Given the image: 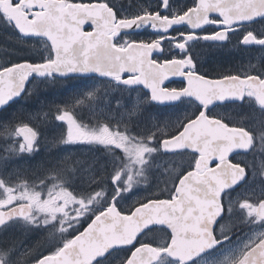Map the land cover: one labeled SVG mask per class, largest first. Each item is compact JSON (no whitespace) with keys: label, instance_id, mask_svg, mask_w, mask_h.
<instances>
[{"label":"snow or ice","instance_id":"snow-or-ice-1","mask_svg":"<svg viewBox=\"0 0 264 264\" xmlns=\"http://www.w3.org/2000/svg\"><path fill=\"white\" fill-rule=\"evenodd\" d=\"M167 4L168 0H164L163 6ZM6 5L15 12L10 13ZM6 5L5 0H0V18L22 34L46 37L51 54L42 63L24 61L0 67V105L19 95L33 73L95 71L125 84L142 83L150 89L151 99L155 101L191 95L206 108L215 100L246 95L264 107V77L249 74L209 78L196 71L190 56L167 60L153 58L154 50L161 48L163 37L151 41L126 39L117 42L115 39L122 29L133 26L150 22L153 28L166 30L172 24L187 21L193 27L206 23L224 25L223 30L204 37L223 40L235 22L264 16V0H194L192 6L171 17L147 10L130 17H118L107 0L87 3L82 0H6ZM211 13H218L219 19H213ZM87 22H90V31L84 30ZM194 36L195 33L184 34V40L176 41V47L185 49L186 41ZM253 41L264 44V37L258 38L251 31L243 36V42ZM173 75L186 77V86L181 89L164 87L163 82ZM87 96L94 98V93L89 92ZM83 102L77 99L75 104L54 106L55 118L65 123L66 131L53 146L55 143H98L122 150L125 159L111 174L116 185L112 201L94 212L82 231L65 239L55 251L43 255L37 264H94L98 256L113 246H131L130 255L123 264H159L165 256L174 258L178 264H188L193 257L218 244L213 225L222 212L221 194L245 176V168L233 163L229 155L235 149L250 148L252 133L244 127L229 126L201 110L175 134L160 141L165 150H194L197 156L191 170L175 180L168 189V198L142 200L125 212L116 206V196L129 191L136 183L146 182L147 157L157 151L149 143L155 133L133 136L126 125L110 126L104 121L94 126L84 124L73 112L75 105ZM4 128L9 135L22 137L9 145V155L32 152L38 146V132L27 123L5 125ZM70 171H75L72 157L65 156L46 170L44 178L37 179L39 185L37 180L29 181L21 171L13 173L14 180L0 178V224L12 217L36 223L39 216H44L46 224L59 218L57 231L66 232L63 225L70 210L75 213L71 215L72 220L79 222L105 196L103 188L75 194L69 191L65 182ZM260 174L264 175V162L260 164ZM17 180L21 183L17 184ZM46 180H51V187L47 185V198H43L45 188L41 186ZM38 187L41 190H37ZM239 207L246 210L245 219L249 222H264V199L252 202L245 198L239 202ZM153 224L165 226L170 236L159 242L139 241L142 230ZM7 255V251L0 250V264H5ZM221 264H264V231L255 233L238 253H230Z\"/></svg>","mask_w":264,"mask_h":264},{"label":"flooded vegetation","instance_id":"flooded-vegetation-1","mask_svg":"<svg viewBox=\"0 0 264 264\" xmlns=\"http://www.w3.org/2000/svg\"><path fill=\"white\" fill-rule=\"evenodd\" d=\"M74 2H81V0H74ZM82 2L87 3L89 0H82ZM107 2L114 9L118 17L138 15L145 10L159 12L161 15L171 17L175 14H181L188 7L192 6L194 0H168L167 7L163 6L164 0H107ZM210 16L213 19H219L217 14H210ZM224 27V25L213 23L193 27L190 23L184 21L172 24L166 30H162L160 28H153L149 22L133 26L129 31H121L115 39L117 42H123L126 39L151 41L163 37L161 48L154 50L153 58L167 60L174 57L183 58L190 56L196 66V71L209 78H219L222 75L249 74L264 77V44L254 41L243 42V36L249 31L253 32L258 38L264 37V16H256L249 20L235 22L229 28L223 40L204 38L206 35L223 30ZM90 30L91 27L85 28V31ZM188 33H195V36L193 39L186 41V48L179 49L176 47V41L184 40V34ZM50 54V43L47 38L23 37L18 33L14 25L0 18V67L24 61L34 64L42 63ZM124 75L127 76L128 74ZM45 76L43 78L30 77L25 91V95L28 97L20 102L13 101L6 108L0 110V115L9 111L16 113V115L11 116L13 118L12 122H2L4 127L5 125L15 126L20 124L17 123V116L19 114L16 109L20 105L31 103L37 109L40 107L38 103H42L45 105V108L51 109V116L47 118L41 117L39 115L40 112L35 114L31 110V115L23 122L38 132V146L32 151L33 155L31 154L32 152H21L19 153L20 155H14L15 167L29 169L26 176L29 181L33 179L32 169L34 164L41 172H46L47 169L57 164L56 160H49L44 164H41L38 160V156H46L45 149L50 145L48 139H46V143L42 142L43 132L52 133V136H55L58 140L66 131L65 123L57 120L54 113V106L65 105L66 102L55 100L54 97L50 102L44 101L41 97L42 92H40V89H43V82L50 79L86 78L84 76L62 78L52 74H45ZM90 77L102 79L109 76L99 77L92 75ZM109 78L114 79L112 77ZM118 82L122 83V81ZM186 83V77L173 75L163 82V86L181 89L186 86ZM124 86L135 88L129 86V84H125ZM137 87L142 92L148 93L151 99V93L144 84L139 83ZM48 95V93H44L46 99L49 98ZM83 103L89 104L88 107H85L87 109L96 110L104 106V102L100 100L96 102L85 101ZM150 103L158 112L170 111V123L165 124V127L162 128L163 131H159L155 135L159 144L155 162L158 164V167L155 171L154 180L136 183L129 191L120 192L116 196L115 203L121 211H130L136 202L142 200L168 198L170 195L168 189H171L175 180L185 172L191 170L197 156L194 150L184 148L167 152L161 147L160 141L165 136L175 134L184 123L198 115L201 110L206 111L210 116L222 119L229 126L244 127L252 133L253 144L250 148L235 149L229 155V159L233 163L240 164L245 168V176L236 184L224 189L221 194L222 212L213 225V232L219 243L202 251L188 262V264H221L230 253H238L255 233L264 231V222H249V220L245 219L246 210L239 207V202L245 198L252 202L264 199V193L258 192V189H264V175L260 174V164L264 162V107L260 106L255 98L246 95L242 98L226 97L223 100H215L206 108L197 98L191 95H181L177 99L163 102L151 99ZM96 115L95 118L100 120L98 112ZM78 117L76 116L78 120L83 119L86 122L93 120L86 116ZM18 140L22 139L15 135H9V138L8 136L4 138L0 137V159L8 154L5 151L6 146ZM61 147H65V144H61ZM59 150H61L60 146ZM35 151L36 153H34ZM55 152L56 150H53L52 154L54 155ZM107 152L110 153L107 154ZM23 154H28L30 157L27 158L26 155L25 157L21 156ZM90 154L94 156L98 155L100 158L104 156L107 160H111L113 150L108 151L106 146H103L102 148H94V150L90 149ZM115 155L119 154L115 153ZM19 156L22 158H19ZM110 168L112 167L104 171ZM172 169H175V172H172ZM0 177L6 179L4 175ZM36 183L39 185V181ZM73 183L71 179H66L65 186H70L72 189H69V191H73L74 194L93 190L99 191V188H103L105 196L98 203L94 204L92 211L81 217L78 223L73 221L75 224L66 232L57 231L60 227L59 218L53 221L50 220L46 224L44 216H39L36 223H29L22 217H14L4 224H0V250L8 252L5 264H20L22 257L25 264H32V262L37 261L43 255L55 251L56 248L62 246L65 239L71 238L79 231H82L90 222L94 212L106 207L107 203L112 201V197L115 194L116 185L110 180H101L100 182H96L94 186L85 188L75 187V185H72ZM47 185L51 187V180H46L45 185H42L41 188L46 189ZM46 192L47 189L42 192L43 198H45L44 193L46 194ZM71 215H75V213L70 210L69 217ZM229 224L231 226L227 227ZM63 226L65 227V224ZM168 236H170V231L165 226L152 225L142 230L138 236V240L143 242H159ZM224 236H227V239H224ZM130 251L131 246L115 247L104 255L97 257L94 264H123L128 255H130ZM159 264H178V262L174 258L165 256L161 258Z\"/></svg>","mask_w":264,"mask_h":264},{"label":"rangeland","instance_id":"rangeland-1","mask_svg":"<svg viewBox=\"0 0 264 264\" xmlns=\"http://www.w3.org/2000/svg\"><path fill=\"white\" fill-rule=\"evenodd\" d=\"M124 1V0H123ZM123 83V82H122ZM118 81L111 79L109 77H105L102 79H98L95 77L87 76L85 79H71L63 84L62 87L52 91L50 90L51 82L46 81L43 82V89H40L41 97L45 101L50 102L54 97L55 100L65 101L66 104L69 102H73L75 104V100L82 99L84 102H96L97 100L103 101L104 106L99 109H91L85 108L88 107L89 104H78L73 108V112L75 116L80 117H88L92 118V121L86 122L81 119L80 122L84 124H88L89 126H94L98 121H104L110 124V126H127V131L130 135L133 136H146L150 133H155V135L159 132L157 129H162L165 127V124H169L171 119L170 111L166 112H158L155 107L151 105V99L148 93L142 92L141 89H138V85L134 86L135 88L125 87L124 83L122 85ZM130 86V85H129ZM94 93V98H89L87 93ZM44 93H48L49 98L44 97ZM39 108L33 109V113L35 111L40 112L39 115L43 118H47L51 116L49 108H45V105L42 103H38ZM65 104V105H66ZM103 105V104H102ZM21 110L22 107H21ZM25 110V109H24ZM87 111V112H86ZM23 112V111H21ZM20 112V113H21ZM99 113V119L95 118ZM24 114L25 117L31 115V110L27 108V111ZM16 115L13 111H9L6 113H2L0 115V137L9 138L8 132L4 129L2 122L7 121L8 123L13 121L11 116ZM38 115V116H39ZM19 121L17 123H23L27 118L22 116H17ZM29 118V117H28ZM79 118V117H78ZM172 125V121H171ZM4 135H2V134ZM42 142L46 143V139L50 142V145L45 149L46 156H38V160L41 164L46 163L47 161L56 160V162L62 160L65 156H71L73 161V166L75 171H70L67 174L66 179H71L74 182L72 185L75 187H88L94 186L96 182H100L101 180H111L112 171L119 166L122 161H124L125 157L123 151L120 149H116L114 147L106 146L108 151L113 150V156L111 160H107L104 156L100 158L98 155L94 156L90 154V149L94 150V148H102L105 145H101L98 143H87V142H74V143H55L53 146V142L57 141L55 136H52V133L43 132ZM163 136V135H162ZM155 138L149 142L150 146L157 149V151L151 153L147 157V162L144 166L145 169V177L146 180H154L155 171L157 170L158 164L156 162V158L158 155V144L159 141ZM61 144H65V147H61ZM60 146V149H59ZM6 146V152L7 148ZM36 150V149H35ZM56 150L55 154H52V151ZM8 153V152H7ZM36 153V151L34 152ZM110 152H107L109 154ZM118 153L119 155H115ZM33 155V152L31 153ZM48 154V155H47ZM20 155V154H19ZM28 158L30 155L23 154ZM19 158H22L19 156ZM81 161L80 163H76V161ZM84 164V165H83ZM20 165V164H19ZM77 165V166H75ZM107 171H104L105 169ZM21 171L28 175L29 169H22L20 167H15L14 165V156L7 154L4 158L0 159V176L4 175L7 180H14L15 175L13 173ZM33 180H37L39 178H44L46 172H41L38 170V167L34 164L33 169ZM102 179H98L101 178ZM1 178V177H0ZM3 179V178H2ZM38 181V180H37ZM36 181V182H37ZM17 184L21 183V181L17 180ZM70 184V183H69ZM70 190L72 189L70 186H66ZM37 190H41L37 188ZM46 189H43L44 192ZM258 192L264 193V189H258ZM43 194V193H42ZM45 198H47V192L44 193Z\"/></svg>","mask_w":264,"mask_h":264},{"label":"water","instance_id":"water-1","mask_svg":"<svg viewBox=\"0 0 264 264\" xmlns=\"http://www.w3.org/2000/svg\"><path fill=\"white\" fill-rule=\"evenodd\" d=\"M5 5H6V3H5ZM6 7L8 8V11L10 12V13H14L15 12V9H12L10 6H7L6 5ZM211 14H217L218 15V13H211ZM16 15L17 16H21V15H23L22 13H16ZM86 27H91V25H90V22H87L85 25H84V30H85V28ZM131 28H129V29H122L121 31H129ZM17 31H18V29H17ZM120 31V32H121ZM18 33L21 35V36H23V37H42V38H46V37H44L43 35H40V34H22V33H20L19 31H18ZM125 74H127V73H125ZM52 75H56V76H58V77H62V78H67V77H70V76H84V77H87V76H92V75H97V76H99V77H105V76H107V75H104V74H102V73H98V72H95V71H88V72H79V71H76V72H67V73H58V72H53L52 73ZM33 76H37V77H43V76H45V74H43V75H40V74H37V73H33L32 75H30L29 77H28V79L25 81V83H24V87H23V90L20 92V94L19 95H16V96H13L11 99H9L6 103H4V104H2V105H0V110L1 109H3L5 106H7L9 103H11L12 101H14V100H16V99H18L22 94H23V92L25 91V89H26V87H27V84H28V81H29V78L30 77H33ZM139 83H136V84H131L130 86L131 87H134V86H136V85H138ZM148 89V88H147ZM149 91H150V89H149ZM150 93H151V91H150ZM153 101H155V100H153ZM21 139H22V137H21ZM165 150V149H164ZM165 151H167V152H172V151H174V150H165ZM12 218H14V217H12ZM8 221V220H7ZM153 225H156V224H153ZM150 226H152V225H149V226H147V227H150ZM146 227V228H147ZM115 247H119V246H113V247H111L110 249H113V248H115ZM110 249H108L107 251H109ZM106 251V252H107ZM105 252V253H106ZM104 253V254H105ZM103 254V255H104ZM100 256H102V255H100ZM100 256H98V257H100Z\"/></svg>","mask_w":264,"mask_h":264},{"label":"trees","instance_id":"trees-1","mask_svg":"<svg viewBox=\"0 0 264 264\" xmlns=\"http://www.w3.org/2000/svg\"><path fill=\"white\" fill-rule=\"evenodd\" d=\"M44 77H46V76H44ZM42 78H43V77H42ZM71 79H74V78H71ZM71 79H64V80L50 79V80H48V81L51 82V84H52V85H50V90L54 91V90H56V89L62 87L63 84H64L65 82H67V81H69V80H71ZM25 93H26V92H24V93L21 95L20 98L14 100V101H16V102H20V101L24 100V98H27L28 96H26ZM9 105H10V104H9ZM13 106H14V105H13ZM6 107H7V106H6ZM6 107H5V108H6ZM21 107H22L23 110H21ZM27 108L29 109V111L32 110V108L35 110V109H36V106L33 105V104H31V103H29V104H26V105H20V106L16 107V109L18 110V114H19L20 116H22V117H25V115H24V114H21V113H23V112L25 113V111H27ZM3 109H4V108H3ZM24 109H25V110H24ZM9 110H12V109H9ZM14 110H15V109H14ZM21 111H23V112H21ZM20 112H21V113H20ZM32 112H33V111H32ZM36 113H37V111H35V114H36ZM25 118H27V115H26ZM18 121H19V119H18Z\"/></svg>","mask_w":264,"mask_h":264},{"label":"clouds","instance_id":"clouds-1","mask_svg":"<svg viewBox=\"0 0 264 264\" xmlns=\"http://www.w3.org/2000/svg\"><path fill=\"white\" fill-rule=\"evenodd\" d=\"M37 223H40V222H37ZM75 223H78V222H75ZM75 223H73L72 217H68L67 220L64 223L65 224V229L68 230V229L72 228L73 224H75ZM20 264H25V261H24L23 257L21 258ZM32 264H37V261L32 262Z\"/></svg>","mask_w":264,"mask_h":264},{"label":"bare ground","instance_id":"bare-ground-1","mask_svg":"<svg viewBox=\"0 0 264 264\" xmlns=\"http://www.w3.org/2000/svg\"><path fill=\"white\" fill-rule=\"evenodd\" d=\"M1 132V131H0ZM2 134V133H1ZM2 135H4V134H2Z\"/></svg>","mask_w":264,"mask_h":264}]
</instances>
